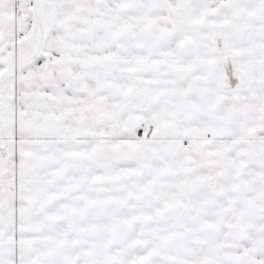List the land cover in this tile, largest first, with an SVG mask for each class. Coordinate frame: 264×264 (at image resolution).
I'll return each instance as SVG.
<instances>
[{
  "label": "snow or ice",
  "instance_id": "snow-or-ice-1",
  "mask_svg": "<svg viewBox=\"0 0 264 264\" xmlns=\"http://www.w3.org/2000/svg\"><path fill=\"white\" fill-rule=\"evenodd\" d=\"M0 264H264V0H0Z\"/></svg>",
  "mask_w": 264,
  "mask_h": 264
}]
</instances>
